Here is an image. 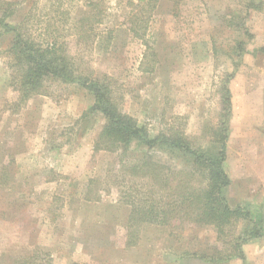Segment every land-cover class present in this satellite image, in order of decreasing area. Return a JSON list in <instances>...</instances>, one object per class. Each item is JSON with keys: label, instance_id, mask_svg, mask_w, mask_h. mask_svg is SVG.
<instances>
[{"label": "rangeland", "instance_id": "374dc122", "mask_svg": "<svg viewBox=\"0 0 264 264\" xmlns=\"http://www.w3.org/2000/svg\"><path fill=\"white\" fill-rule=\"evenodd\" d=\"M9 1L33 34L63 42L84 72L106 80L118 107L150 136L183 133L212 154L224 120V193L264 230V0ZM10 38L0 36V264L35 250L51 264H221L209 260L222 247L211 225L139 226V249L125 245L132 237L122 197H146L148 183L129 168L145 155L164 171L192 160L135 143L124 153L94 151L105 118L76 85L52 81L49 95L14 109L1 52ZM246 223L236 219L233 232ZM151 242L170 250L153 254ZM245 252L246 264H264V235Z\"/></svg>", "mask_w": 264, "mask_h": 264}, {"label": "trees", "instance_id": "16d2710c", "mask_svg": "<svg viewBox=\"0 0 264 264\" xmlns=\"http://www.w3.org/2000/svg\"><path fill=\"white\" fill-rule=\"evenodd\" d=\"M77 22L83 24L85 11ZM28 17L18 14L15 1L0 0V36L11 34L8 45L1 50L7 58L9 85L16 93L14 109L20 108L35 95H49L51 82L63 85H76L89 91L94 102L90 111H98L105 118L96 139L93 150L124 153L132 143L146 148L158 147L165 152H175L176 156L189 157L193 165L164 171L163 164L146 156L135 162L129 170L147 178L146 197L124 194L123 202L130 206L127 218V235L132 240L125 243L133 245L139 226L145 223L157 225L203 224L215 227V254L211 259L224 261L230 257L244 259L242 246L249 240L264 235L261 222L251 218V212L245 206H231L224 193L230 183L225 170L227 126L221 122L217 130L218 145L215 153H208L192 146L191 141L181 135L163 134L150 136L136 119L122 111L113 98L110 84L84 72L74 58L68 55L65 44L51 37L40 38L27 27ZM229 91L225 90L228 103ZM90 200L91 196L85 194ZM99 196L92 197L98 200ZM236 219L246 220L242 230L235 234L233 224ZM231 236L226 243L225 238ZM229 245L230 249L226 246ZM231 241V242H230ZM227 247V248H226ZM232 250V251H231ZM202 257V256H201ZM51 264L48 253L32 251L27 256H17L13 264Z\"/></svg>", "mask_w": 264, "mask_h": 264}, {"label": "crops", "instance_id": "0c3cea01", "mask_svg": "<svg viewBox=\"0 0 264 264\" xmlns=\"http://www.w3.org/2000/svg\"><path fill=\"white\" fill-rule=\"evenodd\" d=\"M11 102V96L9 97V100H8V102ZM6 103V102H5ZM4 111V110H3ZM2 111V112H3ZM8 111V110H7ZM9 112V111H8ZM10 113V112H9ZM5 155H6V153L4 154H2V158H3V156L5 157ZM1 158V157H0ZM156 224H150V223H145V224H142L141 226H140V228L142 227H146V226H155ZM192 226V225H191ZM141 228V229H142ZM260 238H262V237H260ZM257 239H259V238H256V239H252V240H257ZM141 240H142V238L140 239V238H138L137 239V241L135 242V244L134 245H132V247L130 248V249H132V250H138L139 249V247H138V245H139V243L141 242ZM252 240H249L247 243H245L243 246H242V248H243V252H244V259H241V258H236V257H231L229 260L227 259V260H224V261H218V262H222L221 264H233V262L235 261V263L237 262V259H239V261H240V264H246V261H247V254H246V252H245V245L246 244H249V242L250 241H252ZM151 246H152V252H154L153 254H159V253H161V255H162V252H164V251H166V250H168V252H169V248L167 249V248H165L164 246H160V244H159V246L158 245H156L155 243H153V242H151ZM151 246L149 247V249L151 248ZM162 247V248H161ZM162 256H164V255H162ZM196 257V256H195ZM192 257L191 258V261H196L197 260V258L198 257ZM181 258H183V257H181ZM158 259H160V258H158ZM209 260H211L212 262H214L216 259H211V258H209ZM136 261H138V262H136ZM139 261H141L140 259H136L135 261L133 260V262H131V264H140V262ZM227 261V262H226ZM215 262H217V261H215ZM191 263H193V262H191ZM122 264H124L123 262H122ZM151 264H174V263H172V262H156V263H151ZM183 264V263H182ZM239 264V263H238Z\"/></svg>", "mask_w": 264, "mask_h": 264}]
</instances>
